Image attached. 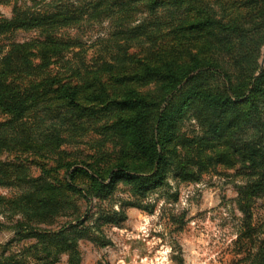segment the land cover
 I'll return each instance as SVG.
<instances>
[{
	"label": "rangeland",
	"instance_id": "1",
	"mask_svg": "<svg viewBox=\"0 0 264 264\" xmlns=\"http://www.w3.org/2000/svg\"><path fill=\"white\" fill-rule=\"evenodd\" d=\"M112 1L0 0V18L58 6L76 18L51 33L31 28L0 37L6 46L39 40L50 46L48 53L56 52L49 54L51 68L12 78L14 89L59 80L29 96L22 116L0 109V264H264V189L250 194L257 174L230 143L235 136L241 144L256 135L264 145L263 93L256 98L260 122L227 129L223 140H211L193 111L182 118L177 159L197 172L193 179L168 171L166 182L145 196L119 181L112 193L91 196L90 202L67 185L73 173L78 186L89 189L95 171L109 170L126 156L122 139L108 131L120 114L89 99L90 83L99 87L100 75L108 100L120 85L133 86L125 80L136 62L147 56L153 61L155 49L166 52L174 44V9L150 13L139 4L126 12ZM199 2L238 20L228 45L216 49L204 35L200 51L229 71L236 88H248L264 69V0ZM137 25L145 26L140 33L131 30ZM214 82L222 85L220 79ZM66 83L80 88L77 109L59 91ZM134 88L150 97L157 93L155 83ZM241 99V109L251 114Z\"/></svg>",
	"mask_w": 264,
	"mask_h": 264
},
{
	"label": "trees",
	"instance_id": "2",
	"mask_svg": "<svg viewBox=\"0 0 264 264\" xmlns=\"http://www.w3.org/2000/svg\"><path fill=\"white\" fill-rule=\"evenodd\" d=\"M139 4L146 6L150 13H155L160 8L174 9L175 15L171 18L170 29V39L174 44L166 52L160 48L155 49L153 61H148L147 56V60H140L139 64L136 62L131 69L134 72L126 75L125 80L129 83L133 82V86L120 85L118 88L120 92L109 97L110 100L109 98L105 100V97H108L106 96L108 87L103 83L100 75L95 78L100 82L99 87L89 82L91 87L89 99L102 100V103L106 104L107 111L119 112L120 117L108 128V131L122 139L126 146L124 150L126 156L109 170L95 171L97 177L89 189L80 188L76 183L75 175L68 173L66 179L69 188L82 193L88 202L91 196L99 197L112 193L119 181L132 184L139 195L145 196L147 190L166 182L168 171L172 170L184 180L197 176V172L188 169L177 159L178 152L175 145L178 126L190 111L202 121L206 129L205 133L211 140L225 139L227 129L232 127L241 129L247 124L255 125L260 122L257 117L256 98L258 94H264V69L259 75L252 77L248 88L239 90L232 83L229 71L217 59L205 57L200 51V41L204 35L208 37L207 42L216 49L228 45L238 30V20L225 18L213 9L204 8L199 0L112 1L114 7L118 6L120 8L118 10L126 12H132V8ZM110 8L111 4H108L107 9ZM220 10L225 12L224 4ZM70 21H76V18L62 6L52 9L29 7L23 12L16 10L10 18H0V37L20 29L31 28L51 33L58 24H67ZM143 26L137 25L131 30L140 33L145 27ZM42 45L44 46L41 47ZM48 51H52L50 46L39 40L10 42L7 46L0 44L1 110L14 116H22L28 110V105H31L27 102L29 96L59 81L52 79L39 84L30 83L26 87L16 89L11 84V79L17 75L34 74L44 68H51L54 63L51 57L56 55V52L51 54ZM35 59L40 61V64L33 66L32 62ZM130 64L132 66L133 62ZM105 65L109 68L115 67L112 64ZM103 69L100 68L99 71ZM217 79L222 80V85L214 82ZM143 83L157 85L155 96H147L134 88V85ZM59 91L70 108H78L81 98L78 86L66 83ZM242 97L254 110L251 114L245 112L246 109H241L239 102ZM230 143L234 147L233 151L242 156L245 165L257 174L249 192L252 195L258 194L264 189V145L261 139L254 135L249 141L239 144L235 136L234 143ZM225 156L222 154L221 157ZM105 180L108 182L105 183Z\"/></svg>",
	"mask_w": 264,
	"mask_h": 264
}]
</instances>
